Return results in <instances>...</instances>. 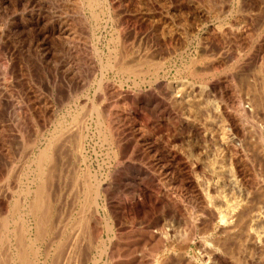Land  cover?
I'll return each instance as SVG.
<instances>
[{
  "label": "rangeland",
  "instance_id": "1",
  "mask_svg": "<svg viewBox=\"0 0 264 264\" xmlns=\"http://www.w3.org/2000/svg\"><path fill=\"white\" fill-rule=\"evenodd\" d=\"M91 1L0 0V217L34 225L23 198L61 129L42 263L264 264V0ZM87 173L108 189L87 212L91 249L71 225Z\"/></svg>",
  "mask_w": 264,
  "mask_h": 264
},
{
  "label": "bare ground",
  "instance_id": "2",
  "mask_svg": "<svg viewBox=\"0 0 264 264\" xmlns=\"http://www.w3.org/2000/svg\"><path fill=\"white\" fill-rule=\"evenodd\" d=\"M91 1V0H90ZM93 1H95V0H93ZM88 2V1H87ZM92 2V1H91ZM97 2V1H96ZM99 2V1H98ZM91 7V6H90ZM117 38V37H116ZM117 42V41H116ZM118 42H120V43H123V41L121 42L120 41V39L118 40ZM116 45V44H115ZM120 45V44H119ZM121 46V45H120ZM118 50H119V48H118ZM121 50V49H120ZM126 51V50H125ZM120 52V51H119ZM111 53V52H110ZM115 53V52H114ZM113 53V54H114ZM117 54V53H116ZM122 54V53H121ZM112 55V54H111ZM120 54H118V56H119ZM117 56V57H118ZM108 57V56H107ZM204 57V56H203ZM108 58H110L111 59V57H108ZM121 58H123V56L121 57ZM120 58V59H121ZM128 58V57H127ZM127 58H125V59H127ZM138 58V57H137ZM109 59V60H110ZM113 59H117V58H115L114 56H113ZM135 59V58H134ZM148 60V59H147ZM147 60H145V61H147ZM150 60V59H149ZM118 61V60H117ZM152 61V60H151ZM113 62H115V61H113ZM119 62V61H118ZM127 62V61H126ZM125 62V60H124V63H126ZM110 62H108V64H109ZM115 63H117V62H115ZM123 63V62H122ZM139 63V62H138ZM152 63V62H151ZM154 63H156L157 64V62L155 61ZM153 63V64H154ZM114 64V63H113ZM136 64V69H137V63H135ZM140 64V63H139ZM147 64V63H146ZM105 65V64H104ZM103 65V66H104ZM110 65H112V62L110 63ZM130 66H131V64H129ZM141 65V64H140ZM148 65V64H147ZM263 65V64H262ZM113 67H114V65H112ZM133 66V65H132ZM143 66V65H142ZM149 66V65H148ZM147 66V67H148ZM105 67V66H104ZM122 67V66H121ZM125 67H127V65L125 66ZM158 67V66H157ZM156 65L155 66H150L146 71H150L151 72V69L152 70H156ZM194 67V66H193ZM106 68V67H105ZM112 68V67H111ZM119 68V67H118ZM122 68H124V67H122ZM129 67H127V68H125L126 70L128 69ZM132 68V69H131ZM131 68H129V70L131 69L132 70V72L134 73V71H135V68H133V67H131ZM195 68V67H194ZM258 68V67H257ZM107 69V68H106ZM113 69V68H112ZM120 69V68H119ZM124 69V70H125ZM196 69V68H195ZM6 70V69H5ZM125 70V71H126ZM145 70H143V73H144V71ZM197 70V69H196ZM195 70V71H196ZM7 71V70H6ZM115 71H116V69H115ZM120 71H122V70H120ZM119 71V72H120ZM128 71V70H127ZM139 71H142V70H138V72ZM198 71V70H197ZM196 71V72H197ZM201 71V70H200ZM209 71V70H208ZM8 72V71H7ZM155 72V71H154ZM191 72H193L192 70H191ZM203 72H204V70H203ZM258 72V71H257ZM260 73H261V71H259ZM129 73V72H128ZM133 73H129V74H133ZM139 73H141V72H139ZM137 74V73H136ZM142 74V73H141ZM145 74V73H144ZM197 74V73H196ZM135 75V74H134ZM192 75H193V73H192ZM201 75H204V74H201ZM259 75H261V74H258V76ZM199 76V75H198ZM257 76V77H258ZM261 78H262V82L260 83L261 84V90H258V92L260 91V92H262L263 93V96H264V77H262L261 76ZM141 80V79H140ZM259 84V85H260ZM102 89V88H101ZM259 92V93H260ZM261 94V93H260ZM262 95V94H261ZM260 95V96H261ZM258 97V96H257ZM262 97V96H261ZM259 98V97H258ZM263 98V97H262ZM157 100V99H156ZM160 102V101H159ZM201 103V102H200ZM99 104V103H98ZM16 105V104H15ZM16 106H18V105H16ZM113 106V105H112ZM101 107H103V106H101ZM17 108V107H16ZM18 108H20V107H18ZM91 108V107H90ZM115 108V107H114ZM92 110L93 111H95V112H97L96 113V116H98V118L100 119L101 118V123H103L104 122V118L102 117V115H101V113H103L104 111H102L101 113L99 112V110L101 111L102 109H100V107L98 108V106L97 105H95V103L92 105ZM104 110V109H103ZM105 111H106V109H105ZM116 111V110H115ZM241 111H243V110H241ZM93 113V112H92ZM109 113H110V111H109ZM108 114V113H107ZM104 115V114H103ZM109 115H111V113L110 114H108V116ZM76 116V115H75ZM75 116L74 117H72V118H74L75 119ZM91 116V115H90ZM95 116V117H96ZM111 117V116H110ZM103 118V119H102ZM109 118V117H108ZM95 119V118H94ZM111 119H113V118H111ZM119 119V118H118ZM62 120V119H61ZM76 120V119H75ZM105 120H107V119H105ZM64 121V120H63ZM62 121V122H63ZM95 121H97V120H95ZM116 121V120H115ZM77 122H78V120H77ZM76 121H75V123H74V121H73V123L74 124H76L77 123ZM109 122H111V123H113L114 124V122H112V120H110L109 119ZM95 124H96V122H94ZM98 123V122H97ZM99 123H100V120H99ZM100 123V124H101ZM109 124V126L107 125L106 127H102L101 126V128H99V130L98 131H100L101 132V135H103L104 136V138L107 140L108 139V141H109V139H112V137L115 135L114 134V131H113V129H114V125L113 124ZM65 124V123H64ZM103 124H105V123H103ZM108 124V123H107ZM99 125V124H98ZM58 126H60L59 125V123H58ZM62 126V125H61ZM105 126V125H104ZM99 127V126H98ZM57 128V127H56ZM68 128V127H67ZM55 130H57V129H55ZM80 130V129H79ZM62 130L60 129V135H62V136H60V137H53L52 139L53 140H51L50 142H49V140H48V142H47V144H45L46 146H45V148L41 151V153L39 154V156H38V158H37V163H38V167H37V172H38V174L40 175V180H39V182H37L34 186H29V188L25 191V197L23 198V200H24V205L28 208V214L29 215H31V217L32 218H34L35 219V223H34V225L32 224V226L31 225H29V224H27L26 222H25V220H24V217L23 216H21L18 220H19V224L17 225V222L15 223V227H12L11 226V220L9 221V219L8 218H5V219H2L3 217H0V264H48L47 262H46V260L42 263L41 262V260H40V258H41V246L39 247L38 246V241H40L45 235H47L48 233H47V229H48V227H49V224H50V218H51V211H52V201H51V191H49V187H50V183H51V178H52V174L54 173V170L56 169H54V163L56 164V162H55V158H57V157H59L60 155L59 154H57L56 152H58V151H56V152H54V145L55 146H59V145H57V142H59V141H61L62 142V139H60V138H66V137H64L63 135H65V133H66V131H62ZM67 132H68V130H67ZM79 132V131H78ZM87 132V131H86ZM22 133V132H21ZM55 133V132H54ZM58 133H59V131H58ZM85 133V132H84ZM56 134V133H55ZM69 134V133H68ZM98 134H99V132H98ZM114 134V135H113ZM117 134H119V133H117ZM116 134V135H117ZM22 135V134H21ZM57 135V134H56ZM115 135V136H116ZM53 136V135H52ZM58 136V135H57ZM72 136V135H71ZM76 136V135H75ZM100 136V135H99ZM24 137V136H23ZM74 137V136H73ZM77 137V139H78V144H77V150L80 152V154H82L81 153V150L83 149V141H84V134H79L78 136H76ZM119 138V137H118ZM67 139V138H66ZM73 139V138H72ZM104 139V140H105ZM116 139H117V137H116ZM75 140V139H74ZM113 140H115V139H113ZM65 142H63V146H64V144L66 143V141L67 140H64ZM86 141V140H85ZM29 142V141H28ZM121 142V141H120ZM60 143V142H59ZM85 143V142H84ZM112 144H113V142H111ZM118 143V142H117ZM28 144V143H27ZM73 145H76L75 144V141H74V144ZM108 145H109V143H108ZM114 145V144H113ZM123 145V144H122ZM121 145V146H122ZM128 145V144H127ZM72 146V145H71ZM74 147H76V146H74ZM59 148V147H58ZM72 148H73V146H72ZM122 148V147H121ZM120 148V149H121ZM1 149V148H0ZM56 149H57V147H56ZM75 149V150H76ZM77 150H76V152H77ZM113 150H114V148H113ZM71 151H72V149H71ZM74 151V150H73ZM123 151H124V149H123ZM123 151L121 152L122 154H123ZM113 152V151H112ZM118 152V151H117ZM126 152V151H125ZM64 153H65V151H64ZM63 153V154H64ZM72 153H74V152H72ZM119 154H120V152H119ZM117 155H118V153H117ZM2 156V155H1ZM35 156H37V155H35ZM81 156V155H80ZM35 158V157H34ZM26 159V158H25ZM31 159H33V158H31ZM58 159V158H57ZM27 160V159H26ZM59 160V159H58ZM35 161H36V159H35ZM32 162V161H31ZM2 163V162H1ZM24 163V162H23ZM26 163V162H25ZM34 163V162H33ZM57 163H58V161H57ZM31 167V166H30ZM56 167H58V166H56ZM27 168V167H26ZM35 169V168H34ZM6 170V169H5ZM32 170V169H31ZM66 170V169H65ZM14 171V170H13ZM86 171V170H85ZM142 171V170H141ZM2 172V171H1ZM0 172V173H1ZM25 172V171H24ZM35 172V171H34ZM78 172V171H77ZM77 172H76V174H77ZM36 173V172H35ZM63 173V172H62ZM37 174V173H36ZM71 174V173H70ZM2 175H3V173H2ZM82 176L84 175V174H81ZM6 176V175H5ZM33 176V175H32ZM35 176V175H34ZM93 176V175H92ZM37 177V176H36ZM3 178V177H2ZM85 178V180L83 181V185L80 183V185H82V186H84V190H83V195L82 196H85L84 197V200H83V202L81 203V205L83 204V207L82 208H78L79 209V215L77 216V218L75 219V221H74V224L72 223H70V222H68V223H70L71 225H74L75 227H77V228H79V232L81 233V235L83 234L84 235V237L83 238H86V236H87V245H88V247L91 249V246H92V240L93 239H91V236H90V225L92 226V224H90L89 225V223L90 222H92L93 221V217H92V221H90L89 222V220L90 219H88V217H87V212H88V215H89V211L90 210H92V211H96V212H98L99 211V209H100V203H99V197L101 196V193H104L103 191H105L104 189H107V188H104L103 189V191L101 190V187H104V183H97V184H94V183H92V180H91V174L90 173H87L86 174V177H84ZM27 179V178H26ZM98 179V178H97ZM96 179V180H97ZM32 180V179H31ZM95 179H94V181L95 182H97ZM27 181V180H26ZM93 181V182H94ZM7 182V181H6ZM1 183V182H0ZM71 183V182H70ZM75 184V183H74ZM2 185V184H1ZM1 185H0V194L2 193L1 192ZM58 185V184H57ZM76 185V184H75ZM11 186V185H10ZM72 186V185H71ZM106 186V185H105ZM3 187V186H2ZM20 187V186H19ZM28 187V186H27ZM52 187V186H51ZM80 187V186H79ZM78 187V188H79ZM82 188V187H81ZM80 188V189H81ZM3 189V188H2ZM26 189V188H25ZM51 189H53V188H51ZM50 189V190H51ZM76 189V188H75ZM54 190V189H53ZM108 190V189H107ZM20 191V190H19ZM22 191H23V189H22ZM82 191V190H81ZM101 191V192H100ZM4 192V191H3ZM109 192V191H108ZM5 193V192H4ZM4 193H2L3 195H4ZM6 194V193H5ZM54 194V193H53ZM78 194V193H77ZM2 195V196H3ZM21 195V194H20ZM107 195V194H106ZM23 196H24V193H23ZM79 196V195H78ZM20 197H22V196H20ZM56 197V196H55ZM104 197H106V196H104ZM3 198H6L5 196L3 197ZM2 199V198H1ZM20 199V198H19ZM75 199V198H74ZM17 200V199H16ZM21 200V199H20ZM19 200V204L21 203V201ZM71 200V199H70ZM77 200H79V198L77 199ZM76 200V201H77ZM104 200V199H103ZM7 201V200H6ZM18 201V200H17ZM1 202H3L2 200L0 201V204H1ZM54 202V201H53ZM4 203V202H3ZM3 203H2V205H3ZM18 203V202H17ZM57 203V202H56ZM104 203V202H103ZM5 204V203H4ZM18 204V205H19ZM71 204V203H70ZM80 204V203H79ZM106 204V203H105ZM104 204V205H105ZM1 205V206H2ZM23 205V204H22ZM23 205V206H24ZM56 205V204H55ZM75 205V204H74ZM81 205H80V207H81ZM103 205V206H104ZM16 206V205H15ZM5 207V206H4ZM17 207V206H16ZM71 207V206H70ZM0 209H4V208H0ZM21 209H22V207H21ZM72 209V208H71ZM101 209H103V208H101ZM14 210H17V208L16 209H14ZM20 210V209H19ZM18 210V211H19ZM104 210H105V208H104ZM9 211H11V210H9ZM21 211H23V210H21ZM1 212V211H0ZM25 212H26V210H25ZM24 212V213H25ZM4 213V212H3ZM12 213V212H11ZM99 213V212H98ZM107 213V212H106ZM1 214V213H0ZM17 214V213H16ZM15 214V215H16ZM53 214V213H52ZM96 214V213H95ZM101 214V213H100ZM3 214H1L0 216H2ZM9 215V214H8ZM18 215V214H17ZM54 216H55V214H53ZM12 216V215H11ZM10 216V217H11ZM93 216V215H92ZM98 216V215H97ZM102 217H103V215H101ZM105 216V215H104ZM101 217V218H102ZM223 217V216H222ZM241 217H243V216H241ZM240 217V218H241ZM14 218V217H13ZM26 218H27V215H26ZM224 218V217H223ZM11 219V218H10ZM96 219H98V218H96ZM95 219V220H96ZM105 219V218H104ZM104 219H102V220H104ZM222 219V218H221ZM225 219L226 218H224V219H222V220H224L225 221ZM243 219V218H242ZM2 220V221H1ZM101 220V219H100ZM99 220V221H100ZM29 221V220H28ZM60 221H61V219H60ZM98 220H96V223H97V225L99 226V222H97ZM32 222V221H31ZM58 222H59V220H58ZM57 222V223H58ZM95 222V221H94ZM111 222V221H110ZM109 222V223H110ZM239 222H241V219H240V221ZM65 223V222H64ZM67 223V222H66ZM96 223H94V224H96ZM105 223V222H104ZM109 223H107V224H105V225H107V231H108V241H112V237H111V232H112V225L110 226V224ZM115 223V222H114ZM17 225V226H16ZM59 225H60V223H59ZM70 225V226H71ZM241 227H245L246 228V230H245V233H246V236H248L249 237V226H248V224H246V223H243V222H241L240 224H239ZM51 226V225H50ZM98 226H97V228H98ZM57 227H59V226H57ZM243 227V228H244ZM63 228V227H62ZM92 228H95V230L97 229L96 228V226L95 227H92ZM242 228V229H243ZM244 228V229H245ZM64 229V228H63ZM62 229V230H63ZM70 229V228H69ZM243 229V230H244ZM49 230V229H48ZM54 230H56V229H54ZM61 230V231H62ZM73 230V229H72ZM75 230L77 231V229L75 228ZM94 230V229H93ZM92 230V231H93ZM105 230V229H104ZM61 231H59V232H61ZM65 231V230H64ZM106 231V232H107ZM53 232V231H52ZM52 232H51V234H52ZM58 232V233H59ZM68 232V231H67ZM74 232V231H73ZM94 232V231H93ZM105 232V233H106ZM158 232V231H157ZM66 233V232H65ZM74 233H76V232H74ZM94 233H97V232H94ZM113 233V232H112ZM228 233H231V232H228L227 231V234ZM50 234V235H51ZM153 234H155V233H153ZM53 235H54V233H53ZM65 235V234H64ZM70 234H68L67 236H69ZM158 235V234H157ZM156 235V236H157ZM66 235L65 236H63L64 238H66L67 237ZM71 236V237H70ZM69 237L70 238H72V236H74V235H70ZM77 236V235H76ZM95 236V238L97 237V235H94ZM162 236V235H161ZM251 236V235H250ZM58 237V234H56V237L54 236V238H57ZM60 237V236H59ZM58 237V238H59ZM62 237V238H63ZM75 237V236H74ZM80 237V236H79ZM78 237V238H79ZM50 238V237H49ZM61 238V239H62ZM63 238V239H64ZM77 238V237H76ZM75 238V239H76ZM83 238H82V241H83ZM107 238V237H106ZM154 238V237H153ZM241 238V237H240ZM60 239V238H59ZM61 239L60 240H58V241H61ZM67 239V238H66ZM66 239H64V240H66ZM72 239H74V238H72ZM74 239V241H73V245H72V243L71 244H69L68 242H66V243H68L70 246L72 245V247H71V251H69L70 250V248H69V250L67 249V251H68V254H69V252H71L70 253V258H71V255L73 256V259H75L76 261H78V260H80V258H81V254H83V252H82V250H83V245L81 246V244L77 241V239L75 240ZM102 239V238H101ZM49 240V239H48ZM51 240H52V238H51ZM50 240V241H51ZM85 240V239H84ZM104 240V239H103ZM154 240V239H153ZM45 241H47V240H45ZM86 241V240H85ZM108 241L107 242H105L104 241V248L102 249V252L103 253H106L107 255H109V248H112V247H109V244H108ZM41 242V241H40ZM56 242V241H55ZM72 242V241H71ZM53 243H54V241H53ZM61 243V242H60ZM111 243V242H110ZM44 244H45V242H44ZM51 244V243H50ZM56 244V243H55ZM83 244V243H82ZM84 244H86V243H84ZM93 244H94V242H93ZM242 244V243H241ZM4 245H6V248H5V250L7 249V253H6V256H4L3 255V250H2V248L4 247ZM40 245V244H39ZM43 245V244H42ZM66 245V244H65ZM15 246V247H14ZM51 246V245H50ZM69 246V247H70ZM87 247V246H86ZM86 247H85V250H89V248L87 247V249H86ZM153 247V246H152ZM45 248V249H44ZM42 250H44L43 251V253L46 251V252H49L48 250L49 249H46V247H44ZM56 248H58L57 246H56ZM64 249L66 248V246L65 247H63ZM62 248V249H63ZM68 248V247H67ZM150 248V247H149ZM160 248V247H159ZM61 249V245L59 244V248L58 249H56V250H60ZM62 249L60 250V251H62ZM63 249V250H64ZM56 250H55V252H56ZM110 250H112V249H110ZM53 251H54V249H53ZM53 251L51 252V253H53ZM59 251V252H60ZM67 251H65V253L67 252ZM113 251V250H112ZM58 252V253H59ZM86 252V251H85ZM101 252V253H102ZM61 253V252H60ZM59 253V254H60ZM116 253V252H115ZM158 253V252H157ZM44 254H47V253H44ZM85 254V253H84ZM231 254V253H230ZM236 254V253H235ZM55 255V256H54ZM106 255V256H107ZM117 255V254H116ZM45 256V255H44ZM51 257H55L56 258V254L54 253V254H51V256H50V259H51ZM67 257H68V255H67ZM109 257V256H108ZM43 258V257H42ZM41 258V259H42ZM60 258V257H59ZM59 258H56V259H59ZM70 258H68V259H70ZM83 258V257H82ZM95 258V257H94ZM236 258V257H235ZM63 259H66L65 257L63 258ZM108 259V258H107ZM110 259V258H109ZM112 259V258H111ZM61 260V259H60ZM60 260H58V261H60ZM58 261H56V262H58ZM62 261V260H61ZM91 261H92V259H91ZM156 261H159L158 260V258L156 259ZM54 262H55V260H54ZM55 262V263H56ZM88 262V261H87ZM108 262H109V260H108ZM79 263H81L80 261H79ZM111 263V262H110ZM159 263V262H158ZM161 263H164L163 261L161 262ZM50 264H52V263H50ZM57 264V263H56ZM75 264V263H74ZM84 264V263H83Z\"/></svg>",
  "mask_w": 264,
  "mask_h": 264
}]
</instances>
